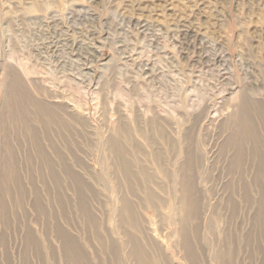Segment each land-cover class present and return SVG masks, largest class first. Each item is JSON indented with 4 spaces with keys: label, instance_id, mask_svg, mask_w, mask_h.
Instances as JSON below:
<instances>
[{
    "label": "rangeland",
    "instance_id": "obj_1",
    "mask_svg": "<svg viewBox=\"0 0 264 264\" xmlns=\"http://www.w3.org/2000/svg\"><path fill=\"white\" fill-rule=\"evenodd\" d=\"M12 90L63 115L51 144L32 123L46 152L35 166L27 135L2 127ZM243 97L264 112V0H0V160L10 152L28 193L21 213L9 204L8 229L0 211V264H138L130 238L147 264H223L219 253L264 264V186L246 203L245 174L224 171ZM255 117L264 155V117ZM187 150L194 191L184 223L174 181ZM126 162L130 172L115 171ZM121 199L140 232L121 226ZM36 200L50 216L34 211Z\"/></svg>",
    "mask_w": 264,
    "mask_h": 264
},
{
    "label": "bare ground",
    "instance_id": "obj_2",
    "mask_svg": "<svg viewBox=\"0 0 264 264\" xmlns=\"http://www.w3.org/2000/svg\"><path fill=\"white\" fill-rule=\"evenodd\" d=\"M29 9H36L40 11L42 8L37 5H33ZM11 70V73L15 72V69L13 67L11 68ZM15 82H19L18 77L15 78ZM10 97H12L15 106L13 108L11 107V105H14V103L11 101V105H9L8 115L6 116V122L2 125V127H11L14 131H22L25 133V135H27L25 139L34 150V156L30 159V164L35 166V164H37V161L34 163L33 160L35 156H38L40 159H43L46 152L45 150L41 151L38 148L37 139L33 131L36 128L33 126L32 123L34 121H38L40 123V126H42L43 128L46 141L51 144L52 137H49L48 132L49 130L53 131V127L57 126L59 128L63 125V118H61L63 115L60 116L59 113H56V111H54L51 107L43 106L42 103L35 102L34 100L32 101V98H30L27 94H25L22 98V96L17 90H12L10 93ZM250 101L251 97H243L242 102L239 104V113L237 111L230 117V122H232V137L227 143V148L228 153L231 152L233 154L230 160L228 161L226 168L224 169V171H235L236 173H241V176L245 174L244 178L245 180H247V182H241V191L243 193V198L246 203H249L251 201V194L254 191V186H264V158H262L264 157V155L258 153L257 138L253 137L255 131V116L263 118L264 112L262 111L261 106L258 103L254 102L253 105ZM65 125L67 124L65 123ZM67 126L72 127L71 124ZM3 144L5 145V148H7V146L10 147V145L7 143ZM113 148V155H115V157L112 160L116 162L119 157L121 158L120 153L122 149L117 144V142L114 144ZM9 153L10 152L8 151L5 157L0 160V180L3 184L2 192L0 193V211L2 213L1 220L4 223L5 229H8L10 224L9 204L13 207L14 211H16L17 208L19 210V213H21L20 211H22V209L24 208L26 204V199L28 197V193L22 190L20 179L17 176L14 159L13 157L9 158ZM251 160L253 161V163L256 162V166L255 164L251 165ZM44 165L47 169H50L47 177L49 180V184H51L49 186L47 185V182L43 175L41 178L42 180H44L43 183L45 187H47V190H52L57 185V176L56 173L54 174L53 172V164H48L45 162ZM113 166L115 168V171L119 172L122 170V168H126L125 170L130 168V172L132 168V164L129 162L124 163L122 167L116 164H114ZM194 166L195 165L192 163L190 152L189 150H187L185 153L184 160L179 163L176 167V170L180 174L181 179L180 181L175 180L174 182L180 185L183 193L181 199V215L185 220L184 223L188 220V217L193 213L191 210L190 201L192 192L194 191L193 183L191 181ZM253 171H255L254 174H252ZM251 175H253V177H251ZM257 177H259V180H257L254 185V180ZM51 186H53L52 189ZM34 192L35 191L33 189V193ZM50 202L51 205H55L57 201H55L53 198H50ZM120 205L121 209H119V220L121 226H123L128 232H140L142 227L139 219L135 216L133 212L132 206L127 203L126 199H121ZM33 209L34 211L37 210V213L42 216V219L43 217L46 218L50 216L49 211H51V209L44 204L42 206L41 202L38 200L35 201ZM262 214H264V207H260L259 215ZM27 236H30V234L28 233ZM29 240V238H27L26 240L29 242V244L26 246V250H28V252L33 251L30 248L31 241ZM129 244L132 247L131 255L136 259L138 264H147L144 260L145 249L143 248V246L141 244H138L132 238H130ZM37 253L39 254V252ZM214 257L216 258V260L221 259L223 264H231L230 261L225 262L224 253H219L217 255L215 254Z\"/></svg>",
    "mask_w": 264,
    "mask_h": 264
}]
</instances>
